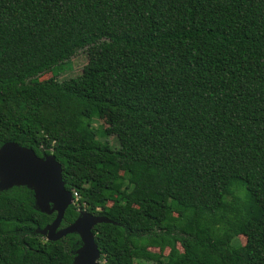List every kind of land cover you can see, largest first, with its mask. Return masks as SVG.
Returning <instances> with one entry per match:
<instances>
[{"label":"trees","instance_id":"16d2710c","mask_svg":"<svg viewBox=\"0 0 264 264\" xmlns=\"http://www.w3.org/2000/svg\"><path fill=\"white\" fill-rule=\"evenodd\" d=\"M80 50L95 68L56 80ZM7 142L60 164L78 196L60 228L105 218L100 264H264V0H0ZM53 217L0 190V264H72Z\"/></svg>","mask_w":264,"mask_h":264},{"label":"water","instance_id":"95a60500","mask_svg":"<svg viewBox=\"0 0 264 264\" xmlns=\"http://www.w3.org/2000/svg\"><path fill=\"white\" fill-rule=\"evenodd\" d=\"M23 186L32 191L37 210L54 214L41 233L45 240L55 242L68 234H76L79 246L72 264H100L92 229L106 222L105 218L79 211L67 226L59 227L64 211L73 204L71 194L61 180V166L52 156L37 157L31 149L7 142L0 146V190Z\"/></svg>","mask_w":264,"mask_h":264},{"label":"rangeland","instance_id":"374dc122","mask_svg":"<svg viewBox=\"0 0 264 264\" xmlns=\"http://www.w3.org/2000/svg\"><path fill=\"white\" fill-rule=\"evenodd\" d=\"M95 54L93 51L88 50H80L77 53H75L69 61L63 63L60 68L58 69L57 73H59L58 76H55V79L58 81L66 80L68 78H72L78 74L85 73L89 70H92L96 66L95 61ZM50 78L49 73H43L37 77L38 80L43 81ZM92 129L94 131L99 130H105L106 136L101 137L98 136L97 139L99 141H106L110 146L116 147L117 142L115 138V132L117 131V124L116 123H110L107 119L106 114L99 116L98 119H96L92 123ZM79 175L86 176L89 174V172L85 169L78 170ZM238 242L243 244L244 238L238 237ZM152 251H156L155 249H151Z\"/></svg>","mask_w":264,"mask_h":264},{"label":"built area","instance_id":"2783aa9c","mask_svg":"<svg viewBox=\"0 0 264 264\" xmlns=\"http://www.w3.org/2000/svg\"><path fill=\"white\" fill-rule=\"evenodd\" d=\"M71 197H72L73 204H74V203L76 202V200H77L78 196H77V194H76V193H73Z\"/></svg>","mask_w":264,"mask_h":264}]
</instances>
